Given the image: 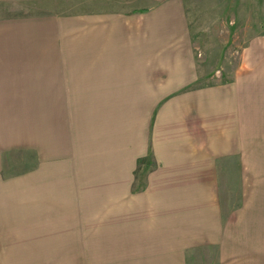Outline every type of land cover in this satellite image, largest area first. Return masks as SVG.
<instances>
[{
  "label": "crops",
  "instance_id": "1",
  "mask_svg": "<svg viewBox=\"0 0 264 264\" xmlns=\"http://www.w3.org/2000/svg\"><path fill=\"white\" fill-rule=\"evenodd\" d=\"M184 6L183 0H168L149 13L101 21L94 31L92 63L71 61L64 50V61L47 56L45 64L38 46L29 45L30 55L21 57V48L0 45V207L6 198H16L9 188L20 181L1 174L14 146L8 134L23 133L8 123L21 116L16 103L29 102L34 119L39 102L100 104L94 124L105 142L96 141L100 156L116 149L118 155L114 119L118 103H127L126 150L132 157L122 167L112 157L94 163L80 184L90 197L101 199L96 205L105 198L114 213L125 209L126 235L112 233L108 239L119 254H81L79 262L188 264L198 253L200 261L211 264H264V64L256 70L239 66L231 77L215 78L197 57ZM60 123L57 133L50 124L47 160L39 170L46 171L49 197L63 196L59 190L65 183L77 191L81 179L75 176L81 161L70 133L79 132L80 124L71 129L66 115ZM139 130L142 138L134 145ZM37 142L32 147L39 150ZM149 153L155 168L142 192L134 193L135 160Z\"/></svg>",
  "mask_w": 264,
  "mask_h": 264
},
{
  "label": "rangeland",
  "instance_id": "2",
  "mask_svg": "<svg viewBox=\"0 0 264 264\" xmlns=\"http://www.w3.org/2000/svg\"><path fill=\"white\" fill-rule=\"evenodd\" d=\"M167 1L0 0V32L5 35V38H2L3 35L0 34V45H10L13 51L21 48L22 52L18 54L21 57L30 55L26 51L29 45L38 46L40 61L45 64L48 61L47 56L49 60L52 57V61H64L63 58L67 56L63 55L64 50L69 53L71 61L86 58L92 63L96 25L101 26V21L114 17L126 18L136 13H149ZM183 1L194 50L201 63L212 70L215 78L231 77L239 66H245L246 70H256L259 68L256 66L261 62L264 64V0ZM137 21H144V18H138ZM100 26L97 29H100ZM149 46L153 48L156 44L150 43ZM118 104L121 110H118L114 119L118 126L112 131L115 147L118 146V155L116 149L114 154L101 153L100 156L99 143L96 141L100 140L103 146L105 142L101 140L102 135H98V129H94L95 109L100 108V104L97 106V103L92 102H39V117L34 119L29 116V102L16 103V114L21 112V116L8 118V123L12 122L13 126H17V130L22 127L23 133L8 134L13 141L11 145L14 146L8 150L5 160L2 161L1 174L8 180L17 178L20 181L18 180L16 186L9 188L15 191L16 198H6V202L3 200L0 207V264H97L94 261L84 263L77 260L81 254L97 253L106 258L120 253L118 248L110 246L108 239L112 237V233L114 238L125 237V209L123 213L122 208L115 209L117 212L114 213L111 203L105 198L101 204L96 205L101 199L90 197L88 187L80 189V184L85 178H89L86 174L88 175L94 163L103 161L105 164V161L112 157L117 158L116 163L122 167L127 159L132 157L126 150L127 103ZM65 115L71 129L78 127L75 124H80L79 132L70 133L72 149L76 144L74 156L81 161L75 168V176L81 179L76 186L77 191L65 183L59 190L63 196L49 197L45 188L46 171L39 170L47 160L46 137L53 131L50 124H54L57 133L56 127L62 126L60 122ZM71 115L78 118L70 117ZM116 131L117 134L114 133ZM141 134L142 130L134 131V145H137V139L140 142ZM130 136L133 137V134ZM35 139H38V142ZM36 142L39 144V150L32 147ZM135 164L132 191L139 193L146 187V175L155 168V164L151 153L145 159L136 158ZM59 174L58 171L55 173ZM61 177L65 181L70 179L68 174ZM38 179L41 183L39 185L36 184ZM72 194L77 196L72 197ZM112 222L116 224L117 229H110ZM99 239L103 240L101 245ZM192 255L188 264H211L206 260L200 261L204 259L201 258L202 254ZM212 257L213 255L209 254V258ZM98 264L128 263H111L99 259Z\"/></svg>",
  "mask_w": 264,
  "mask_h": 264
}]
</instances>
